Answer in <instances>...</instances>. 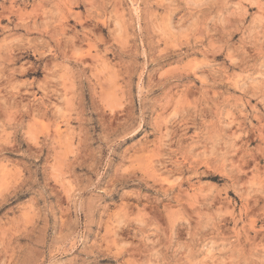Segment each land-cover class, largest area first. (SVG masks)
<instances>
[{
  "label": "rangeland",
  "instance_id": "374dc122",
  "mask_svg": "<svg viewBox=\"0 0 264 264\" xmlns=\"http://www.w3.org/2000/svg\"><path fill=\"white\" fill-rule=\"evenodd\" d=\"M0 264H264V0H0Z\"/></svg>",
  "mask_w": 264,
  "mask_h": 264
}]
</instances>
